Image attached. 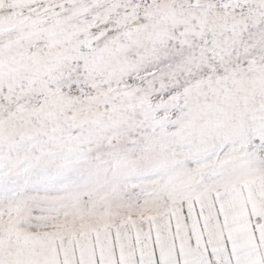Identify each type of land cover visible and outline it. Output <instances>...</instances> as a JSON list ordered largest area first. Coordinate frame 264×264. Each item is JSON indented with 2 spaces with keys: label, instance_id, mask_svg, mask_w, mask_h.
I'll use <instances>...</instances> for the list:
<instances>
[{
  "label": "snow or ice",
  "instance_id": "1",
  "mask_svg": "<svg viewBox=\"0 0 264 264\" xmlns=\"http://www.w3.org/2000/svg\"><path fill=\"white\" fill-rule=\"evenodd\" d=\"M0 264H264V0H0Z\"/></svg>",
  "mask_w": 264,
  "mask_h": 264
}]
</instances>
